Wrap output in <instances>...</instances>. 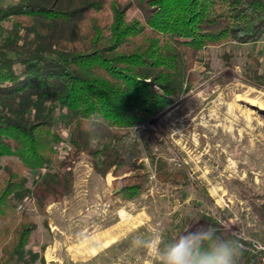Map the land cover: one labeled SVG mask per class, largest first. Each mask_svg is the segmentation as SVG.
I'll return each mask as SVG.
<instances>
[{
	"label": "trees",
	"instance_id": "16d2710c",
	"mask_svg": "<svg viewBox=\"0 0 264 264\" xmlns=\"http://www.w3.org/2000/svg\"><path fill=\"white\" fill-rule=\"evenodd\" d=\"M142 13V23L127 18ZM0 264H32L28 248L37 223L19 211L33 198L74 192L83 156L102 176L116 177L124 200L145 191L148 175L131 129L189 92L199 53L227 41L264 36V0H11L0 5ZM253 62L258 60L253 58ZM258 78H263L256 73ZM64 111L71 148L55 128ZM146 156L154 163L148 143ZM4 158V165L1 160ZM41 171L29 186L28 171ZM161 182L189 185L182 171L157 160ZM264 226V202L253 204ZM227 238H236L214 225ZM244 243L239 264H264V249Z\"/></svg>",
	"mask_w": 264,
	"mask_h": 264
},
{
	"label": "rangeland",
	"instance_id": "374dc122",
	"mask_svg": "<svg viewBox=\"0 0 264 264\" xmlns=\"http://www.w3.org/2000/svg\"><path fill=\"white\" fill-rule=\"evenodd\" d=\"M127 18L143 20L141 11L132 9ZM9 26L5 23L0 34ZM193 71L197 80L189 92L131 129L148 175L141 195L117 196L112 172L102 176L83 156L74 168L72 195L48 201L44 212L33 198L21 202L24 208L18 210L37 223L28 246L38 256L32 264H156L149 250L136 249L131 241L157 228L171 238L189 228L217 225L248 247L264 246V226L253 208L264 202V36L253 43L209 46ZM55 113V128L64 140L56 147L63 156L71 148L70 133L64 111L56 107ZM160 159L170 171L184 172L189 185L161 182ZM40 172L28 171L29 186Z\"/></svg>",
	"mask_w": 264,
	"mask_h": 264
},
{
	"label": "clouds",
	"instance_id": "9594fccd",
	"mask_svg": "<svg viewBox=\"0 0 264 264\" xmlns=\"http://www.w3.org/2000/svg\"><path fill=\"white\" fill-rule=\"evenodd\" d=\"M131 244L149 250L156 264H239L246 251L239 239L227 238L211 225L189 228L171 238L157 228L135 235Z\"/></svg>",
	"mask_w": 264,
	"mask_h": 264
},
{
	"label": "built area",
	"instance_id": "2783aa9c",
	"mask_svg": "<svg viewBox=\"0 0 264 264\" xmlns=\"http://www.w3.org/2000/svg\"><path fill=\"white\" fill-rule=\"evenodd\" d=\"M19 209H23L24 208V205L23 203L19 204ZM257 249H264V246H255Z\"/></svg>",
	"mask_w": 264,
	"mask_h": 264
},
{
	"label": "bare ground",
	"instance_id": "6f19581e",
	"mask_svg": "<svg viewBox=\"0 0 264 264\" xmlns=\"http://www.w3.org/2000/svg\"><path fill=\"white\" fill-rule=\"evenodd\" d=\"M260 103V102H259ZM261 109H264V104H261Z\"/></svg>",
	"mask_w": 264,
	"mask_h": 264
}]
</instances>
